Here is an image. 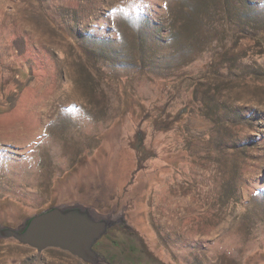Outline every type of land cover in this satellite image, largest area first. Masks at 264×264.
Returning a JSON list of instances; mask_svg holds the SVG:
<instances>
[{
    "label": "rangeland",
    "instance_id": "374dc122",
    "mask_svg": "<svg viewBox=\"0 0 264 264\" xmlns=\"http://www.w3.org/2000/svg\"><path fill=\"white\" fill-rule=\"evenodd\" d=\"M74 205L111 264H264V0H0V264H89L1 233Z\"/></svg>",
    "mask_w": 264,
    "mask_h": 264
},
{
    "label": "water",
    "instance_id": "95a60500",
    "mask_svg": "<svg viewBox=\"0 0 264 264\" xmlns=\"http://www.w3.org/2000/svg\"><path fill=\"white\" fill-rule=\"evenodd\" d=\"M111 225L109 220L96 218L88 208L52 206L30 216L17 228H2L1 233L38 252L57 249L96 264L105 258L93 250V245Z\"/></svg>",
    "mask_w": 264,
    "mask_h": 264
},
{
    "label": "flooded vegetation",
    "instance_id": "af4514ba",
    "mask_svg": "<svg viewBox=\"0 0 264 264\" xmlns=\"http://www.w3.org/2000/svg\"><path fill=\"white\" fill-rule=\"evenodd\" d=\"M108 230H116V231H119V232H122V233H126L125 231L127 230V228H126V226L123 224V225H117V226H115V225H111L109 228H108ZM107 230V231H108ZM115 240V239H114ZM116 240H118V239H116ZM116 240L115 241H112L111 240V246L113 247V248H115L116 247V250L119 248V250H118V253H125L126 251L128 252V253H131V254H133L132 253V251H137V250H142V245L140 244V245H138V246H134V245H130V244H128L125 248L122 246V247H119V246H117L118 245V243L116 242ZM133 246V247H132ZM103 257V256H102ZM105 261L107 262V264H111V263H109L106 259H105Z\"/></svg>",
    "mask_w": 264,
    "mask_h": 264
},
{
    "label": "trees",
    "instance_id": "16d2710c",
    "mask_svg": "<svg viewBox=\"0 0 264 264\" xmlns=\"http://www.w3.org/2000/svg\"><path fill=\"white\" fill-rule=\"evenodd\" d=\"M183 113H184V110H180L177 114H176V116H175V120H177V119H179L182 115H183ZM168 126H166V128H167ZM165 127H164V129H166Z\"/></svg>",
    "mask_w": 264,
    "mask_h": 264
}]
</instances>
